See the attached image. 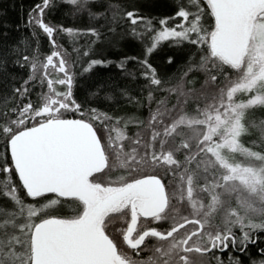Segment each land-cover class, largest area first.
I'll return each mask as SVG.
<instances>
[{"label": "snow or ice", "instance_id": "6c2138e0", "mask_svg": "<svg viewBox=\"0 0 264 264\" xmlns=\"http://www.w3.org/2000/svg\"><path fill=\"white\" fill-rule=\"evenodd\" d=\"M62 2L105 23L84 29L52 25L44 19L52 0H41L27 21L34 54H24L21 41L0 58V67L15 55V65L30 68L27 79L6 85L0 108V174L6 177L0 196L12 205L0 208V264H224L217 252L247 254L259 239L253 236L264 233V120L250 119L264 110V0L177 2L174 15L159 19L158 26L137 0L109 3L103 12L92 7H105L104 0ZM118 27L121 39L143 42L141 56L90 58L106 35L101 29L116 35ZM41 34L52 47L42 63ZM57 34L94 38L83 51L86 66L79 56L71 63L65 58ZM165 42L186 43L190 64L199 56L173 88L164 87L170 78L150 63ZM129 61L146 81V119L114 120L92 106L102 102L101 93L112 99L115 85L101 83L77 96L78 76L113 63L127 73ZM175 62L167 56V64ZM194 70L205 74L199 89L195 81L191 87L183 83ZM157 91L174 93L176 102L169 107L164 97L153 109ZM120 94L143 107L127 89ZM133 122L140 130L129 135ZM120 123L123 128L112 126ZM252 129L259 138L246 147ZM69 200L75 207L65 217L60 210ZM229 264L243 262L230 253Z\"/></svg>", "mask_w": 264, "mask_h": 264}, {"label": "trees", "instance_id": "16d2710c", "mask_svg": "<svg viewBox=\"0 0 264 264\" xmlns=\"http://www.w3.org/2000/svg\"><path fill=\"white\" fill-rule=\"evenodd\" d=\"M41 0H0V58L5 56L10 46H15L21 41L20 49L24 54L33 55L36 48L35 40H32V29L27 26L28 14L35 4L40 3ZM123 0H104L105 7L94 6L92 11L103 12L105 11L107 4L122 3ZM177 2L187 5L188 0H137L140 5L139 10L148 18L153 19V23L158 26V20L168 16H173L177 10ZM194 11V9H190ZM75 13V15H73ZM111 16V12H108ZM45 22L52 25H63L64 27H73L84 29L89 24L96 27H100L105 23L101 18L95 20L89 17L87 11H77L76 8L70 4L62 2V0H52V6L46 10ZM179 19L172 21V24L179 23ZM39 31V30H38ZM106 35L102 37V42H98L94 45V53L90 58L94 59H107L113 62H118L124 57L141 56L143 42L141 40L132 38L131 36H125L123 39L119 36V33L123 31L122 28H117V34L112 35L108 33L106 28L101 29ZM5 33L7 35H5ZM94 38L88 36H81L79 38L67 37L62 34H57V43L61 45V51L65 58L71 63L76 61L78 56L81 57L82 62L86 66L87 59L83 58V51L87 49V46L91 43ZM111 40L112 43L107 41ZM146 42V41H145ZM81 49L80 53L74 51V49ZM187 45H175L170 43H163L162 47L158 49V52L152 56L150 63L153 67H156L158 71L166 78H170L168 83L164 85L165 88L177 87L182 81L181 77L184 72L188 71V68L192 64L199 63V56H196L192 63H189V57L185 53L187 52ZM52 51L51 44L48 42L46 36L41 34L39 44V61L42 63L47 55H50ZM173 55L175 57V63L169 65L166 63L167 56ZM16 59L15 55H8L7 62L3 67H0V108L3 107V97L6 93V85L19 84L22 79H27L30 68H21L13 63ZM127 73L121 71L115 66V63L108 67H97L92 70L91 73L84 74L83 77H77V86L74 89L77 96L82 98L87 95L90 91H95L97 86L101 83L108 85H115L116 94L112 99H104V93H101L102 102L97 105L94 103L92 106L99 108L100 111L106 112L108 115L116 118L120 117H138L141 120L146 119L149 116L148 104L149 101L146 99L148 90L143 89L142 86L146 83L143 77L140 75V67L134 61H129L127 64ZM79 73V63L76 68ZM43 72V71H42ZM41 72V73H42ZM37 75L36 87L32 93V99L35 101L36 94L41 91L39 87V74ZM132 73L135 74L133 79ZM12 77H16L13 81ZM22 78V79H21ZM51 78L55 79L56 76L51 75ZM205 79L203 71L194 70L191 71L186 79L183 81L188 87L192 86V82L195 81V87L200 88L201 84ZM120 89H127L128 94L132 97L142 101L143 107L129 102L126 96L120 94ZM46 91V86L43 89ZM58 90H63L58 87ZM155 99L151 102L153 109L156 108L157 102L164 97L168 99V106L176 102V95L174 93H166L163 91H157L154 93ZM71 118V116H69ZM250 119L259 124L260 121L264 120V110H256L250 113ZM113 127L123 128L124 124L119 125L113 124ZM135 126V122L128 125L127 133L130 135L138 131ZM115 136V133H113ZM259 138L258 129H252V134L245 137V146H248L249 141L257 140ZM4 145L0 143V161L3 160L4 156ZM6 177L0 174V192L5 190ZM11 202L9 199L0 196V208H4L6 211L11 210ZM75 207L74 202H66L60 210L62 216H70ZM0 215H3L0 213ZM257 244H249L247 254H240L233 249L225 250L222 255L224 264H229V254L232 256H239L243 264H252V261H260L264 259V256L260 254V249L264 248V233H257L253 236L256 239ZM148 254L145 253V257ZM219 256V254H217Z\"/></svg>", "mask_w": 264, "mask_h": 264}, {"label": "rangeland", "instance_id": "374dc122", "mask_svg": "<svg viewBox=\"0 0 264 264\" xmlns=\"http://www.w3.org/2000/svg\"><path fill=\"white\" fill-rule=\"evenodd\" d=\"M39 71H40V73H41V72L43 71V69H40ZM49 72H50V74H51V75H54V76H56V74H55L54 70H52V69H49Z\"/></svg>", "mask_w": 264, "mask_h": 264}, {"label": "flooded vegetation", "instance_id": "af4514ba", "mask_svg": "<svg viewBox=\"0 0 264 264\" xmlns=\"http://www.w3.org/2000/svg\"><path fill=\"white\" fill-rule=\"evenodd\" d=\"M224 252H225V251H224ZM224 252H223V253H224ZM223 253L221 254V253L217 252V254H219V255H223Z\"/></svg>", "mask_w": 264, "mask_h": 264}]
</instances>
